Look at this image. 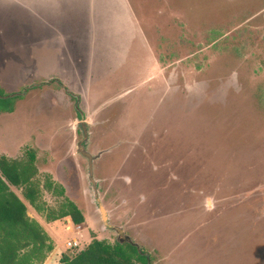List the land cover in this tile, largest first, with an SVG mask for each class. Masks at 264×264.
<instances>
[{
  "label": "rangeland",
  "instance_id": "374dc122",
  "mask_svg": "<svg viewBox=\"0 0 264 264\" xmlns=\"http://www.w3.org/2000/svg\"><path fill=\"white\" fill-rule=\"evenodd\" d=\"M0 89L22 94L0 157L33 150L46 205L85 218L12 188L51 264L91 233L150 264H264V0H0Z\"/></svg>",
  "mask_w": 264,
  "mask_h": 264
},
{
  "label": "trees",
  "instance_id": "16d2710c",
  "mask_svg": "<svg viewBox=\"0 0 264 264\" xmlns=\"http://www.w3.org/2000/svg\"><path fill=\"white\" fill-rule=\"evenodd\" d=\"M70 96L78 104L79 99ZM21 97L22 94H7L0 89V112H12L14 103ZM76 110L82 119L78 106ZM37 178L33 150L27 149L21 159L0 157V264H44L55 248L41 226L29 217L26 204L12 188L22 191L29 205L48 222L70 219L75 226L85 222L82 212L67 199L58 210L48 207ZM46 188L62 195L51 183ZM91 235V242L83 250L74 255L63 253L59 264H150L136 243L110 245L95 233Z\"/></svg>",
  "mask_w": 264,
  "mask_h": 264
},
{
  "label": "water",
  "instance_id": "95a60500",
  "mask_svg": "<svg viewBox=\"0 0 264 264\" xmlns=\"http://www.w3.org/2000/svg\"><path fill=\"white\" fill-rule=\"evenodd\" d=\"M81 155L83 156V157H85L86 159H87V161H88V178H89V180L93 183V185L95 186L96 185V182L94 181V179H93V168H94V159H95V157L94 156H92L90 153H88V152H81ZM94 189H95V187H94ZM100 210L102 211V217H103V220L105 221V223L107 222V217H106V212L104 211V209H102V208H100ZM106 226L108 227V228H111V227H109L108 225H107V223H106ZM123 234V231L122 230H119L118 231V235L119 236H121ZM121 242L123 241V239L122 240H120Z\"/></svg>",
  "mask_w": 264,
  "mask_h": 264
},
{
  "label": "crops",
  "instance_id": "0c3cea01",
  "mask_svg": "<svg viewBox=\"0 0 264 264\" xmlns=\"http://www.w3.org/2000/svg\"><path fill=\"white\" fill-rule=\"evenodd\" d=\"M24 202V201H23ZM25 203V202H24ZM26 204V203H25ZM26 206H27V204H26ZM31 207V206H30ZM32 208V207H31ZM27 209H28V206H27ZM30 217V216H29ZM31 218V217H30ZM67 221V220H66ZM55 223V222H54ZM80 225H78V227H79ZM76 228V227H75ZM76 242L78 243V246L80 247V243H79V241H77L76 240ZM56 252H58V248L56 247V248H54V254H57ZM60 252V251H59ZM44 264H51V262H50V258L48 259H46V261L44 262ZM57 264H59V259H58V263Z\"/></svg>",
  "mask_w": 264,
  "mask_h": 264
},
{
  "label": "built area",
  "instance_id": "2783aa9c",
  "mask_svg": "<svg viewBox=\"0 0 264 264\" xmlns=\"http://www.w3.org/2000/svg\"><path fill=\"white\" fill-rule=\"evenodd\" d=\"M79 246H78V243L76 242V241H73V242H68L67 243V248L69 249V250H71V249H75V248H78Z\"/></svg>",
  "mask_w": 264,
  "mask_h": 264
},
{
  "label": "flooded vegetation",
  "instance_id": "af4514ba",
  "mask_svg": "<svg viewBox=\"0 0 264 264\" xmlns=\"http://www.w3.org/2000/svg\"><path fill=\"white\" fill-rule=\"evenodd\" d=\"M83 152V151H82ZM84 152H87V151H84ZM94 161H95V159H94ZM93 179H94V177H93ZM89 180V179H88ZM95 181V180H94ZM89 182H90V184L92 185V187H93V189H94V187H95V190H96V188H97V186L95 185H93V183L89 180ZM96 182V181H95ZM107 225L109 226V227H111L112 228V226H110L108 223H107ZM105 227H107L106 226V223H105ZM115 230H118L117 228H115ZM119 231V230H118ZM120 240H122V239H120ZM123 241H124V239H123ZM122 241V242H123Z\"/></svg>",
  "mask_w": 264,
  "mask_h": 264
}]
</instances>
